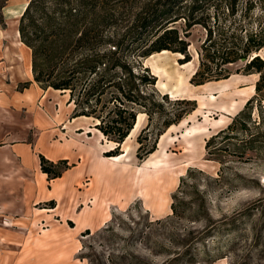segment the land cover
<instances>
[{
    "label": "rangeland",
    "instance_id": "rangeland-1",
    "mask_svg": "<svg viewBox=\"0 0 264 264\" xmlns=\"http://www.w3.org/2000/svg\"><path fill=\"white\" fill-rule=\"evenodd\" d=\"M2 5L0 30L5 28L12 38L20 19L6 24ZM201 39V28L194 29L189 39L194 60L187 68L176 55L155 59L166 73L160 80L178 95L173 98H195L198 104L167 134L160 172L141 170L151 156L137 159L141 132L122 146V153L124 147L137 146L131 161L113 165L105 160L116 144L101 136L92 120L72 118L68 94L33 82L29 49H21L17 41L7 46L8 66L0 63V264H163L180 250L179 242L199 239L210 219L217 230L205 238L207 250L224 253L211 264H264V148L243 160L228 157L225 164L208 160L206 152L207 140L227 128L255 95L259 76L234 74L227 88H221L222 82L191 84ZM260 54L264 57V49ZM145 64L152 68V60ZM27 82L32 84L23 90ZM242 93L248 98L228 116L229 122L189 150L183 139L186 129L210 127L223 115L218 106L224 97L238 99ZM161 145L159 141L158 149ZM41 155L55 164L65 160L69 168L60 166L62 176L51 180L41 169ZM193 168L204 172L195 174L201 195L193 199L204 205L198 214L206 219L194 222L189 216L160 224L158 220L172 215L181 178Z\"/></svg>",
    "mask_w": 264,
    "mask_h": 264
},
{
    "label": "trees",
    "instance_id": "trees-1",
    "mask_svg": "<svg viewBox=\"0 0 264 264\" xmlns=\"http://www.w3.org/2000/svg\"><path fill=\"white\" fill-rule=\"evenodd\" d=\"M0 2L3 8L6 0ZM196 28L203 31V39L191 84L202 86L241 73L259 76L255 95L227 128L206 142L208 160L221 164L232 156L243 160L264 148V57L260 54L264 0H30L18 29L21 42L31 51L33 82L69 95L72 118L92 120L94 128L116 144L106 157L121 155L138 116H148L138 136L137 159L143 162L157 151L160 138L172 126L198 108L196 100L162 93L158 77L145 61L170 51L183 56L181 65L192 62L189 39ZM31 84H22V89ZM40 161L51 180L62 176L60 166L69 168L65 160L55 164L41 155ZM197 173L204 172L193 168L181 178L172 215L157 222L189 216L194 222L206 219L198 214L204 205L193 199L194 194L201 195L193 180ZM214 225L210 219L199 239L179 242L180 250L163 264H211L224 257L218 250H207L205 238L213 236ZM107 230L117 233L113 227ZM199 243L204 248L201 256Z\"/></svg>",
    "mask_w": 264,
    "mask_h": 264
},
{
    "label": "bare ground",
    "instance_id": "bare-ground-1",
    "mask_svg": "<svg viewBox=\"0 0 264 264\" xmlns=\"http://www.w3.org/2000/svg\"><path fill=\"white\" fill-rule=\"evenodd\" d=\"M28 3H29V0L27 2H24V3L16 6L15 8H13L12 13H11L12 20H14V21L16 20L17 21V20H19L21 18V16L23 15ZM15 36L16 37L19 36L18 30L16 31ZM18 45L20 47H22V48H26L25 45H23L21 42L18 43ZM29 53H30V51H29ZM169 54L176 55V56H179V57H183L181 54H175V53H172L170 51H162L160 53H156V54L152 55L150 58H148L146 60V62H148L149 60H152L151 71L159 79L158 82H157V88L159 90L164 91L165 93L170 94L171 97H175V96H178L176 94L175 89L170 88L167 83H165L164 81L160 80L161 78L163 80L165 78V75H166V73L164 71L165 69H162L161 67L156 66V64H155V62H156L155 59H157V57L165 56V55H169ZM29 60H30L29 69H30V72H31L30 55H29ZM191 64H192V62H189L187 64H183V65H180V66L183 67V68H187ZM193 72L195 73V71H193ZM232 77L233 76H231L227 80H223V81L216 82V83H221L222 82L221 88L222 87L223 88H225V87L227 88V87H229V83H230ZM213 83H215V82H209V83H207L205 85H202L201 87L209 85V84H213ZM253 90H254V87H253L252 91ZM225 92H227V91H225ZM225 95H227V94H224V96ZM247 98H248V95L246 93L240 94L238 99H235L234 97H231L229 95L225 96L224 100L218 106V109L223 113V115L221 116V118L219 120L213 121L212 123H210V125H211L210 127H204V129H200V127L187 128L186 132L183 134V139L187 143L188 149L193 151L194 146L203 145V143H204L203 139L205 137L207 138L210 135L211 131L217 130V129L223 127L224 125H226L229 122L228 116L229 115H234L245 104ZM190 99H195V98H190ZM213 99H215V98H213ZM202 106L204 107L205 104L204 105L202 104ZM86 119H88V118H86ZM184 121L181 124H183ZM147 124H148V116L146 114H140L138 116V120H137V123H136L134 129L132 130V132H131L130 136L127 138V140L124 142L123 146L125 145V143H127V141L129 139H132V140L135 139L139 135V133L143 130V128H145L147 126ZM177 126L178 125L172 126L167 131V133H165L160 138V144L162 143L161 147L155 153H153L144 162L143 167H141V168H143V169H141L142 171H147V169H153V171H156V172H160L161 171V168L164 165V163H163V161L165 160L164 158L167 155L165 153V150H166L167 146L169 145V142H168V138L169 137L167 136V134L169 132H173L174 128H176ZM98 133L101 136H103L100 133V131H98ZM136 150H137V146L136 145L135 146H131L130 145V146H127L126 148L124 147V152L121 155L116 156V157L105 158V160H107L108 162L112 163L113 165H119V164H121V162L131 161L132 156H134ZM157 153H159L158 156L157 157H153ZM141 193L143 194V191H141ZM87 213H89V212H87Z\"/></svg>",
    "mask_w": 264,
    "mask_h": 264
},
{
    "label": "crops",
    "instance_id": "crops-1",
    "mask_svg": "<svg viewBox=\"0 0 264 264\" xmlns=\"http://www.w3.org/2000/svg\"><path fill=\"white\" fill-rule=\"evenodd\" d=\"M27 1L28 0H6L5 6L2 8V15L4 17V20L7 22L6 24H9L10 21H12L11 13H12L13 8H15L16 6H18V5H20V4L24 3V2H27ZM18 32H19V29H18ZM10 37L11 36H10V33H9L8 30H6L5 28L0 30V63H5L6 65H7L8 59H10V57H11V55L8 54L7 51H6L7 46L10 47V44H12L13 41H17L18 43L21 42L20 36H18V37L13 36L12 38H10ZM21 49H25V48L21 47ZM29 55H30V59H31V51H30ZM8 68H10V67H8ZM28 73H29L30 76H32V68H31V72H30V69H29ZM26 152H28V150H26ZM96 213H98L99 218H100V213L99 212H96ZM99 221H100V219H99ZM96 224H97V222H96Z\"/></svg>",
    "mask_w": 264,
    "mask_h": 264
}]
</instances>
